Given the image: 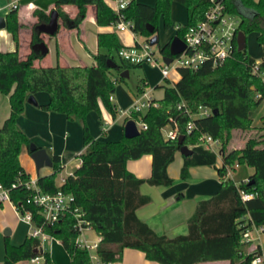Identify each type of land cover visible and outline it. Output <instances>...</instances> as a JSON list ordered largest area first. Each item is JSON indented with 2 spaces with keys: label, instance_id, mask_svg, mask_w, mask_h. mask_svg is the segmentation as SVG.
I'll return each instance as SVG.
<instances>
[{
  "label": "trees",
  "instance_id": "trees-1",
  "mask_svg": "<svg viewBox=\"0 0 264 264\" xmlns=\"http://www.w3.org/2000/svg\"><path fill=\"white\" fill-rule=\"evenodd\" d=\"M177 1L185 4L187 10V21L173 32L182 36L189 24L203 17L212 0ZM218 1L239 18L236 32L241 29L246 34L255 30L257 41L264 50V0ZM171 2L155 0L150 4L129 0L121 11L125 18L134 21L133 31L147 37L152 34L147 23L153 24L154 32H157L160 16L165 27L173 24L169 17ZM64 3L77 7L73 17L62 7ZM88 4L95 7V21L100 25L113 23L118 17L117 11L106 0H56L52 7L59 11L66 26L75 27L85 17ZM34 14L37 20L33 23L32 44L43 40L37 23L46 21L50 11L35 8ZM5 25L11 31L16 47L0 50V92L8 94L10 106L9 114L0 125V182L10 189L14 204L32 209L35 224H42L47 232L61 240L69 252V264H89V251L76 244L77 230L72 212H65L54 223H44L38 207L26 201L29 188L19 181L30 176L21 164L19 153L23 144L29 146L31 138L17 122V117L24 110L28 94L44 89L49 94L48 100L38 105L81 121L84 147L79 152V165L66 174L62 183L55 181L57 172L63 167L60 155L53 154L52 171L38 174V184L44 190L60 188L72 193L73 205L81 208L89 225L102 234L96 250L104 262L121 259L122 249L132 246L159 264H196L212 259L251 264L256 248L250 249L251 241L242 239V229L251 221L258 225L264 223V132L260 136L249 135L239 147L229 145L232 130L249 129L264 103L262 78L251 72V65L257 58L247 51L246 45L238 49L235 36L232 53L220 64L212 65L206 60L195 68L178 67L179 78L173 83L165 78V82L156 84L164 87L163 94L159 98L153 97L152 103L143 111L132 114L147 125L140 127L135 136L121 135L110 140L90 133L86 114L90 110H99L98 99H101L114 116L117 106L111 96L115 82L125 79L120 75L125 68L142 64L124 59L117 53L123 43L116 31L97 32L98 48L92 52L95 60L91 64L57 62L41 65L35 60L44 54L33 47L24 57L19 55L21 24L18 8H10L5 16ZM159 48L168 53V42L159 44ZM109 57L117 62L116 66L108 64ZM258 60L264 69V56ZM146 84V77H140L136 92L141 93ZM201 107L209 108L210 112L199 114ZM189 120H193V126L187 130ZM165 124L176 126L178 134L184 135L183 143L193 150L189 155L183 154L181 177L189 175L193 164H212L216 166L221 182L217 192L197 201L187 220L186 233L175 236L156 232L136 213L137 207L150 198L147 193L140 192L141 183L169 184L173 180L167 165L174 159L181 143L177 137L163 134L162 126ZM208 132L220 139L219 152L201 142V134ZM145 152L152 154V172L144 178L126 168V161ZM219 155L221 163L216 165ZM242 163L252 166L253 172L247 178L234 181L227 171ZM241 189L256 191V194L242 200ZM4 253L0 264H14L18 259L34 255H43V264H52L50 253L42 249L40 239L29 234L20 243L6 240Z\"/></svg>",
  "mask_w": 264,
  "mask_h": 264
},
{
  "label": "crops",
  "instance_id": "crops-1",
  "mask_svg": "<svg viewBox=\"0 0 264 264\" xmlns=\"http://www.w3.org/2000/svg\"><path fill=\"white\" fill-rule=\"evenodd\" d=\"M12 1L17 2L16 8H18V21L21 24L19 28L18 50L19 55L24 57L32 47L30 40L31 33L34 25L33 23L37 20V16L34 14V9L43 8L46 11H50L56 0H0V14L4 15V17L8 11H10L9 4ZM142 1L153 4L155 0ZM174 1L175 0H172L171 3L173 6L172 11L175 6ZM87 6L86 15L79 22V25L75 27H68L63 24L50 38L53 41L54 54L57 56L59 63L74 65L78 63H93L95 58L94 55H92V52L96 51L98 48L96 39L97 32L115 30L112 23H108V25L98 24L95 21V7L93 5L90 6V4ZM62 7L72 16L75 15L77 10V7L69 3H64ZM176 23L184 22L178 21L175 22V24ZM173 24L171 27L174 26V29L166 41L171 38L173 32L175 31V24ZM75 30L77 31L78 39L76 42H72L70 35L71 32ZM124 30H128L131 34L129 29ZM42 34L43 33H40L41 36ZM45 41L47 42V40ZM125 44L123 43V45ZM15 47L16 42L12 37L11 31H9L6 26L0 27V50H11ZM49 51L50 46L48 44V51L43 55V57L36 59L35 63L41 65L49 64V62H45V58H47ZM179 76L180 74L175 80H177ZM174 81H170V83H173ZM33 94L36 99V103L26 99L24 102V110L17 117V122H19L20 126L24 129L31 140L35 139V143L38 146L45 147L51 155L59 154L61 164L63 167H66V173H69L73 171V169L78 166L81 161L79 152L84 147L83 142L80 144L83 130L82 123L81 121H75L74 119L68 118L63 112L41 108L38 104L45 103V101L48 100V92L44 94L43 92L35 91ZM130 94L134 98L137 92L132 91ZM8 97V94L0 92V125L2 124L3 119L10 112ZM111 97L117 107L122 108V105L131 104V101L126 104L123 103L119 96L118 98H115L113 95ZM152 97L154 96L152 95ZM90 118L92 119V116H86L88 123L91 122ZM122 118L123 120L121 123L112 119L110 123L105 126L106 128L102 129L103 133L99 130L94 132L91 130L92 135L101 138V135L103 134V136H108L110 140L120 138L121 135H123V128L125 124V117L121 116L120 119ZM260 118L264 119L263 117ZM64 128L67 129L66 133L63 132ZM246 138L243 137L241 140H235L233 144L229 145L239 147L242 143H244ZM19 155L21 164L30 174H35V172H37L35 175L47 174L52 171L51 165L41 166L38 169L39 172L36 171L34 160L33 158H30L31 154L27 144L22 145ZM182 161L183 154L179 149H177L174 159L167 165L168 173L173 179L171 183L151 184L145 181L140 185V192L143 194L147 193L150 198L148 202L137 207L136 213L160 234L166 233L167 235L175 236L179 233H186L187 220L193 213L197 201L200 198L209 197L211 194L217 192L221 187L220 177L216 166L212 164H193L189 169V175L186 178H182L180 175V166ZM220 163L221 156L219 155L216 160V165H219ZM151 166L152 154L150 152H145L136 158H128L126 161V168H129L139 177L145 178L146 176H149L152 172ZM236 166L240 167L242 165L236 164ZM236 171V167L234 168V173H232L231 169H229L227 171V175L232 177L234 181H239L234 177ZM252 172V166L248 165V167L243 168V174L240 177V180L247 178ZM4 229L5 232L3 231ZM29 232L30 224L19 218L15 205L9 201H1L0 260H2L5 256L4 247L6 240L14 244L20 243L25 239ZM53 237L54 236L43 241L41 243V247L44 242H51ZM122 250L121 259L110 261L106 264H159L155 259L146 258L144 251L136 247H124ZM37 260H32L31 258L18 259L14 262V264H27V262L33 263ZM212 261L217 262V264H232L229 259H212L198 262Z\"/></svg>",
  "mask_w": 264,
  "mask_h": 264
},
{
  "label": "built area",
  "instance_id": "built-area-1",
  "mask_svg": "<svg viewBox=\"0 0 264 264\" xmlns=\"http://www.w3.org/2000/svg\"><path fill=\"white\" fill-rule=\"evenodd\" d=\"M129 0H114V9L117 11L118 17L113 21V26L118 30L129 29L131 31L132 37L135 41L131 44H125L121 46L117 53L122 57L126 58L132 62H151L154 63L159 69H161L164 78H168L171 68H178L180 66L184 67H198L200 64L209 60L212 65H217L223 62V60L232 53L234 47V38L236 35V27L238 25L239 18L227 11L222 2L218 0H212L205 12L203 17L196 23L189 24L187 29L181 36L185 43V48L180 52L174 53L169 62H166L163 58L165 54L159 48L161 56L155 53L154 45L150 42V37L143 36L144 38L139 40L132 27L134 21L130 18H125L121 11L125 4ZM17 2L12 1L9 4V9L11 7H16ZM183 23H176L175 29L181 26ZM180 36V35H179ZM251 72L259 75L264 83V69L259 65V60L257 59L251 65ZM259 95V93H258ZM152 95L143 90L141 93H137L131 104L126 106V108H120L122 115L127 117H132L136 120L138 128L145 127L147 124L145 121L138 120L132 116L137 111H143L152 102ZM210 109L207 107H201L199 114H208ZM193 126V120L187 122L186 128L190 130ZM163 134L166 137L176 138L178 137V131L176 126H171L170 124H165L162 126ZM201 142L204 146L215 149L219 152L220 139L213 136L211 133H203L200 136ZM72 172V171H71ZM70 173V172H69ZM67 174V173H66ZM66 174L61 177V183L65 180ZM38 177L35 174H30L26 179L19 180L26 187L29 188V195L26 201L29 203H34L38 207V212L42 216L44 223H54L59 220L60 217L65 212H72L75 222L74 226L76 228V244L79 247L86 248L89 251V264H106L104 262L97 249L98 243L102 237L98 231L94 238L89 237L85 234L87 229L92 228L89 225L88 220L83 217L84 211L78 206L73 205L72 199L73 195L71 192H67L64 189H57L55 191L44 190L37 181ZM16 182L13 183V185ZM60 184V183H59ZM256 194V191H250L241 189L240 197L242 200L251 198ZM9 201L12 202L10 189L0 182V202ZM19 215V218L25 220L30 224L29 235L37 236L42 243L52 235L49 231L47 232L42 224H35L33 218L32 209L27 207H20L14 204ZM264 230V223L260 225L251 221L250 224L245 225L242 229V239L250 240L252 246L250 249L256 250L253 252L250 262L251 264H264V246L261 243H254L253 240L260 239V233ZM39 255H34L31 257L33 260H37Z\"/></svg>",
  "mask_w": 264,
  "mask_h": 264
},
{
  "label": "rangeland",
  "instance_id": "rangeland-1",
  "mask_svg": "<svg viewBox=\"0 0 264 264\" xmlns=\"http://www.w3.org/2000/svg\"><path fill=\"white\" fill-rule=\"evenodd\" d=\"M106 1L112 7H115L114 6V4H115L114 0H106ZM174 4H175V6L173 8V11H172L173 6L171 4V9H170V13H169L170 20L172 21V23L174 22V24H175V22H178V21L186 22L187 21L186 20L187 19V10H186L185 4H183L177 0L174 1ZM68 15L70 17H73L70 14H68ZM58 21L60 23V26L64 24V19L62 16H59ZM159 21L160 22H159V28L157 30V33H158V37H160V39H159V43L154 45V50L158 56H161V53L159 51V44L164 43L169 38L168 36L172 33L174 26L173 27H171V26L165 27L163 24V20L161 19V16L159 18ZM114 29L116 30L118 37L120 38V40L124 44L125 43L131 44L135 41V38L132 37V35L130 34V32L128 30L120 31L115 27H114ZM121 34H123V35H121ZM246 34H247L246 35V49H247V51H249V53L253 57L262 58L264 56V50L262 49L261 45H259V43L257 41L256 31L255 30L249 31ZM53 35L54 34L43 32V34L41 36L42 38L47 40V42L50 46V51L47 54V58H45L46 59L45 62H49V64H56L58 62V58L54 54L53 41L50 39ZM136 37L139 40L144 38L143 34H136ZM70 39L72 40V42H76V40L78 39L76 30L71 32ZM114 54H115V57L117 59H119V55L116 54V51H114ZM41 62H43V61H41ZM128 70H129V74L125 76L124 80H117L115 82V85H114L115 89L112 92V95L115 98H118V96H119L120 100L125 104L132 101L133 97L130 94V92H132V91L136 92V89H137L136 84L138 83L139 78L142 76H145L147 78L148 83L145 85L146 90L150 91L149 93L151 95H153L154 98L159 97L160 95L163 94L164 87L160 86V85H158V86H155V85L158 83L165 82V78L163 76L161 69H159V67H157L154 63L143 62L140 66H133V67H130ZM179 74H180V71L178 68H176V67L171 68L170 73L168 75V80L174 81ZM38 91L43 92L44 94L47 93V90H45V89L44 90H38ZM98 101L100 104V109L99 110H97V109L90 110L86 114V116H88V115L92 116V119L90 118L91 122L88 123V121H87L91 134H92L91 130H93V132L99 130L101 133H103L102 129L106 128L105 126L108 123H110V121L112 119H115V121H117L118 123H121V121L123 120V118L120 119V117L123 116L121 113L120 107H117L116 114L113 117L111 111H109L106 108V106L104 104H102L101 99H98ZM127 105H122V109L126 108ZM258 116L264 118V103L262 104L259 111L257 112V116L252 121L249 129H247V130H245V129H241V130L240 129H233L232 130L233 135H232V138H231L229 144L231 145L235 142V140L236 141L241 140V138H243V137L246 138L249 135L260 136V134L262 132H264V128H263L264 119H262ZM74 120L77 121L76 119H74ZM66 130L67 129L64 128L63 132L66 133ZM101 136H102L101 138H103V139H109L108 136L107 137L103 136V134ZM32 141L35 142V139H32ZM82 142H83V137L80 139V144H82ZM30 158H32V156ZM241 165L242 166H240V167L236 166L237 171L235 172V176H234L235 179H238L239 181H240V177L243 174L242 173L243 168L248 167V165L245 163H242ZM66 172H67L66 167H62L60 169V171L57 172L56 177H55V181L57 184L61 183V177ZM231 172L234 173V168L231 169ZM36 173L37 172H35V174ZM85 234H87L91 238H94L96 236V230L93 228L87 229L85 231ZM253 242L254 243L259 242V243H261L262 246H264V230H262L260 233V239L259 240L255 239V240H253ZM252 245L253 244L251 242L249 244V248ZM42 249L50 253L52 264H69L70 263V255H69L68 251H66V249H64V247L60 243V239L57 236H54L52 238L51 242H49V243L44 242ZM43 261H44V257H43V255H40V258L37 261H34L33 263L27 262V264H43ZM197 264H217V262H214V261H212V262H197Z\"/></svg>",
  "mask_w": 264,
  "mask_h": 264
},
{
  "label": "water",
  "instance_id": "water-1",
  "mask_svg": "<svg viewBox=\"0 0 264 264\" xmlns=\"http://www.w3.org/2000/svg\"><path fill=\"white\" fill-rule=\"evenodd\" d=\"M59 11L56 8H53L50 10L49 18L46 21L37 23L39 33L47 32L50 34H55L57 30L59 29ZM5 25V17L4 15L0 14V27H4ZM148 30L152 33L150 37V42L152 44L159 43L160 37H158V33L154 32V25L151 23H147ZM236 40H237V48L242 49L246 45V34L243 30L238 29L236 32ZM168 42V53H165L163 55V58L166 62H169L172 58V55L174 53L180 52L185 48L184 40L181 36L174 33L173 37L169 39ZM32 47L36 50H39L40 53L43 55L48 51V44L47 42L43 40H38L32 44ZM108 64L111 66H116L117 62L109 57L107 60ZM129 74L128 68H125L123 71H121V76H126ZM27 100L32 101L33 103H36V99L34 97L33 92L28 94ZM139 128L137 126L136 120L132 117H128L123 128V135L124 136H135L139 133ZM183 137L184 135L182 133H179L177 140L180 144L179 150L184 155H189L193 152V150L186 144L183 143ZM30 154L34 160L36 171L43 166V165H52L53 159L52 155L48 153L47 149L43 146H38L34 141H30L29 146ZM39 172V171H38ZM8 230V228H7ZM5 232V229L3 230Z\"/></svg>",
  "mask_w": 264,
  "mask_h": 264
}]
</instances>
